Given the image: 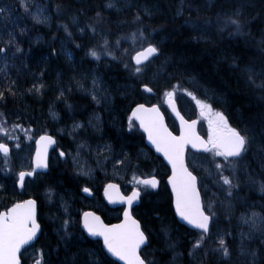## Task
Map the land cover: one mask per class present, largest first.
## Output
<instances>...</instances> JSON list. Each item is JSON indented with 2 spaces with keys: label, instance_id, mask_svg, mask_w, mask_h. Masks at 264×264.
I'll list each match as a JSON object with an SVG mask.
<instances>
[{
  "label": "rangeland",
  "instance_id": "obj_1",
  "mask_svg": "<svg viewBox=\"0 0 264 264\" xmlns=\"http://www.w3.org/2000/svg\"><path fill=\"white\" fill-rule=\"evenodd\" d=\"M5 1L6 0H0V7L9 9L7 13V19L3 18V14H0V46H5V41L8 39L7 34L11 32L15 36V45L18 46L21 51L15 52L14 46L7 53V59H4L3 54H0V78L4 74H9L12 68L17 67L22 55H25L27 53V49L25 46L26 43L39 44L44 40V36H41L38 33V27L35 28V26L51 27L52 24V15L50 14V9L48 7L49 0H44L45 2L42 0H25L29 9L28 12H25L24 8L20 6L19 0H10V4L6 3ZM113 1L115 5L118 6L124 3L126 5L133 4L137 6H140L142 4L139 0ZM16 4L17 8L15 6ZM18 8L21 12L28 13V16H31L32 18L39 15L41 19H47L44 23H36L35 20H31L33 25L26 23V28H28L27 31H24L22 29L18 30L16 25L18 21L24 22V18L20 16V13H16L15 9ZM69 16L70 24H72L77 29V31L83 29L73 15L70 14ZM29 20L30 19H28V21ZM100 36L105 39V36H103L102 32H100ZM130 42L133 47V42L131 40ZM63 47L65 49L61 50V54L59 56L60 60H56L58 61V63H61V65L64 64V66L62 65L63 70L60 71L58 73V76L56 77L55 75L58 71H56L55 69L50 76L51 80H49V83H44L43 87L39 88V94L37 95V98L41 99V102H44L46 106L47 104L48 106H52L50 116L54 118L53 123H56V121L61 120L62 118L60 113L57 111L58 106L63 103L61 100L62 95L69 97L71 95L73 96L74 92H76L85 99L91 100L92 103L95 104V106H104L106 102L110 104L115 103L117 97L125 96V92H127L128 97L134 96L130 94L131 92L129 91L135 87L138 88L136 84L140 78L136 79L135 77L136 84L129 82V84L126 85L125 79L123 77H118V75L102 76V72H99V68L95 63H100L103 60H106L108 62L109 59H107L104 54H100V59L97 60L88 54L89 50H83V57L89 62L90 66L88 64L84 67H80L78 62L81 61L79 60L78 55H72V58H68L67 55L69 51L67 50V44L64 43ZM14 52L15 55L12 54ZM72 52L81 53L82 50L79 48H74L72 49ZM176 70L177 67L174 63H170L163 56H160L159 59H154V63L149 64V66L144 70L143 73L136 75L141 77L145 76L147 80L145 83L144 78H142L143 80L139 81L138 84H150L154 85L155 88L165 87V89L160 92V99L158 101L154 99V101H157L159 104H167L164 94L169 91H174V97L185 112L186 116H188L189 118H199V120H202L200 121L201 131L203 134L207 135V121L201 118L200 111L196 105L195 100H193L191 96L187 94V92H191L198 98L207 101L211 95L201 86H194L192 81L189 80L186 75H183L182 73H175ZM55 77L57 80L55 79ZM93 80L97 81V85L95 87L93 85ZM163 84L165 85L161 86ZM93 94H95L99 98V102L92 99ZM138 95L139 96H134V98L138 100H152L151 98H148L145 92L141 94L138 92ZM80 101L81 99H79V101L77 102ZM208 102L210 103V101ZM68 106L69 102L66 101L64 107ZM78 106L79 105H77V109ZM76 115L77 112H75V116ZM6 121L7 123L5 125L9 124L10 121H16V119L9 120L6 118ZM75 125H82V127L74 128ZM104 127L105 125L101 112L95 113L91 117V119H89L88 124L81 122L73 124L70 130L67 132L63 128L58 130L59 133L63 134L65 137H68L69 141H66V143L68 146H71L72 149L68 151V155L70 157V159L68 160H63L60 154H57L56 157H53L51 168L54 171L57 170V172H54V174H57L59 178L65 177L66 168L61 167L62 165H70L75 171L76 176L80 177V179L86 184L82 186L81 190L77 192V194L60 192L56 193L55 196L52 197V199H50V196H48L46 200L44 199V197L46 196L43 195L41 197V199L46 202V206L48 208H52L51 210H54V207L58 206L61 212L65 214V218L63 222H60L61 226H58L54 229L55 214L49 216L50 223L53 224L52 229L50 232H42V237L40 238L38 243L35 244V246L30 250L23 253L22 258L26 262V264H38V262L41 261V258L43 264H90V261L92 259H98L99 252L86 249L84 246V241L81 242L79 240H71V234L69 233L71 227V217H74L77 213H79L82 208V206L79 207L77 204L81 202L82 205H95L103 213H106L107 215H109V217L114 219H119L121 212L119 210L109 209L106 206L105 202L101 199L95 198L93 200H89L85 196H82L83 188H93L94 193L97 194L100 193L101 189L104 188L109 180L122 179L123 187L130 192L135 186H137V184L132 179L133 175H135L137 178H145L157 175L158 171L163 170L164 172L163 168L165 167L163 162L158 157L154 156L149 149H146L140 144V146L136 144L132 145L137 148L134 149L133 152H131L128 147H119L114 144L111 138V132H108L109 129L107 128V126L105 127V129ZM32 129L38 131L45 130L37 129L32 126L30 128L28 127L27 130L26 128L18 126V132L21 135L30 133ZM46 130L52 129L46 128ZM132 130L130 131V133H133L134 130ZM0 136L2 137L3 133H0ZM26 138L27 143L25 142L24 137L23 144L30 145L29 136H26ZM81 144H85L86 146L84 148H80L79 146ZM106 144L111 145V153L103 150L104 145ZM98 150L102 153L101 155L97 154ZM77 152H79L78 156ZM122 152L127 153L129 159L125 161V164L114 165V161L117 157L121 156ZM17 154H22V159L16 157ZM30 154L31 150L27 147L16 146L13 148V151L10 154V158L8 157L7 159H13L16 162L18 168H27L30 164ZM138 157L144 158V166L137 163ZM74 158L79 161L80 165L85 166L84 170L89 172L88 175L77 174L78 164L74 163ZM189 158L191 159V162L193 161V159L196 160V166L194 169H196L200 174V184L202 192L204 194L203 197L205 196V204H207V202L211 199L214 203L216 201L215 206L216 204H218L219 206L226 205L227 202H229V200L235 195V192L240 190L241 183L247 186L248 189H252L254 191V194L252 193V195H254L255 197H259V201L254 200V202L249 203L246 200L242 201L240 196H238V200L240 201V203L242 202L241 205L244 209L239 215L240 219L237 230L235 228V232L232 234L233 238L230 244H227L230 256L227 258L223 256L222 257L232 260V264H264V201L261 200L264 197V191H261L260 187V185L264 183V160L261 159L260 154L257 155L256 152L250 150L246 154L245 158L236 165L235 174H238V177H241V180L233 177V182L238 183L239 186L238 188L233 190V195L231 197H226L224 191L219 187V185L217 187H219L221 192L216 191L213 187V183H216V176L214 166H212L213 164L211 163V155H191ZM0 159L2 160V163L4 165L5 158L2 154H0ZM11 165L12 163H10L9 165L10 169L12 168ZM28 170H31V167ZM20 171H22V169L10 174L11 176H15L12 181L14 188L15 186H17L18 173ZM210 172L211 174H209ZM230 173L231 171H226L225 175H229ZM52 175L48 174L47 176L37 178L36 180H29L26 184V190L32 192L37 189H42L38 192L41 193L42 191H45V195H50V190L48 188L49 184L50 182H52V180L55 181L51 178ZM164 193L165 190L163 189L162 193L157 194L160 195L158 202L163 200L162 195L167 194ZM67 195H69L70 197H68ZM152 198L154 197L152 195H149L147 200H151ZM221 201H224V204H221ZM47 207H45V214L47 211H49ZM253 213H256L255 221L257 227H252L250 223H244V221L241 219V217H246L249 219V221H251L253 219ZM66 220L69 221L67 225V234H65L64 224ZM171 223V221L167 222L163 225L162 229L157 227L156 229L154 228L155 230L153 228L151 229V233L155 234L158 237L157 243L158 241L162 240L161 242L164 245L162 248H159L158 246H154L151 249L148 248L149 250L147 249L144 254H147V252H160L162 253V255H167L168 253L172 252L170 239L171 235H173L174 233L176 234L173 236H177V238H179L180 240L185 237L196 240L197 232H184L180 228H174V224ZM214 223L215 224L212 227V236L210 238V241L213 242L214 248H216L218 247L216 243L217 235H223L226 239V242L229 235L219 227L218 223H216L215 221ZM54 232L56 233V241L58 243L57 245L54 243V239L52 236ZM189 233H191V235L193 236H191ZM52 249L54 252H52ZM253 253H255V255H253ZM92 254H95V256H93ZM219 255L220 254H217L218 257ZM156 258H158L159 260L161 259L160 256H157ZM167 259L173 262L175 261L176 257L173 255L171 257H168ZM164 264H168V262Z\"/></svg>",
  "mask_w": 264,
  "mask_h": 264
},
{
  "label": "trees",
  "instance_id": "obj_2",
  "mask_svg": "<svg viewBox=\"0 0 264 264\" xmlns=\"http://www.w3.org/2000/svg\"><path fill=\"white\" fill-rule=\"evenodd\" d=\"M147 2L157 5L159 9H165V12H159V17L156 18L147 19L146 17H141L140 22L134 23V16L137 13V9L133 14H130L131 16L129 15L128 17H122L117 22L114 20V13L106 10L104 11L102 8H98L97 0H51L50 8L51 12L53 13V19L55 23L54 30L49 36L48 42L49 47L55 48L52 49L50 53H48L47 59L44 54H41V52L35 54L28 68L23 67V69L14 72L10 75L9 78L2 81V83L0 84V92H4L5 94L10 93V97L5 102L0 103V113L8 116L6 118L9 120L14 118L16 120L20 119L19 122L16 123V125H18L19 127L30 128L32 126L39 129L42 126V121L45 120V117L42 115L43 113H45L46 109L45 103L41 102V99L37 98V95L39 94V91H37V89H39L40 86L44 83H49V80H51L50 76L52 75L53 70L57 69L53 67L51 74L48 76L45 75L46 72L44 71V69H46V67L50 63H52V61L60 60L58 57L59 54L56 51L59 47L57 38L60 37L62 38V42L67 44V50L69 51L67 55L68 58H72L74 56V53L72 52V49L74 48H79L82 51L87 49H96L105 54L103 45L105 39H107L108 48L111 51L112 55L105 54L107 59H109L108 63L106 60H103L102 62H97L95 64H97L99 68L103 69L104 67L111 64L115 66L117 62L120 64L122 61L121 58L126 57V64H128L129 66L120 70H117L115 67H111L108 70L106 69L109 73L107 76L118 75V77H123L130 83L135 84L137 78H140L138 82L143 80L142 78H144L146 83L147 80L145 76L141 77L134 74L133 70L135 68V64L131 59L134 54V50L130 40L121 39V37L128 36L130 34L128 31H136L139 27L144 30L145 36L148 37L149 41L160 49V56H164L165 53L169 51V48L172 49L174 55L175 51L177 50L178 36L180 34V32L177 31V24L179 22L182 23V21L187 20L185 18L177 19L172 16L171 10L175 6L173 0H147ZM238 3L240 4L239 6L242 10V16L240 17V19L246 24L245 33L243 35H237L238 38L235 39L233 43L239 48L231 47L230 45L233 44L230 43L228 39V41L226 40L225 42L229 43L230 50L214 49L212 48L211 44H198L196 43L195 39L192 41V36H189L187 40H191V42L196 44H193L194 46H196L195 59L198 60H196V62H199V65H205V67H207L208 69H205L204 67L195 69L192 68L193 65L191 66V68L195 70V73L203 76L206 73H212L220 84L222 83L223 85H226L223 89V95L225 96V98H228L230 100L232 99L231 102L237 105L234 113L220 107L221 102L218 96L214 99L213 102L210 103L215 110L221 111L226 115L229 123L232 126L240 128L242 130L247 128L254 131L257 136V143H259L261 140V134L264 133V91L249 84L248 73L246 71L248 69H251L253 72L255 71L264 74V43H262L264 42V0H232L231 2H225L224 0H187L186 7H188L190 10H193L194 8L199 9L205 6H211L213 10H217V14H220L219 18L223 21L227 18L228 15H231L234 12H232V10ZM58 5L59 9L57 8ZM97 13L100 14L99 17H97ZM70 14L76 18L77 22H79V25L83 29H88L93 32L92 28L89 26H94L95 32L93 33H95L96 35H93L88 40L84 41L79 39L77 36V29L72 24H70ZM203 20L208 21L212 24L218 22V20L216 19L210 21L208 18L205 19V17L203 18ZM65 26H67V32L65 31ZM100 32L103 33L105 39L100 36ZM160 36L164 37L166 40H163V42H161L159 40ZM118 39L120 40L119 45L116 44V41ZM164 41L166 42L167 49H163ZM217 42L221 43L224 42V40H217ZM64 43H61L60 45V47L63 49H65L63 47ZM77 45H79V47ZM229 46L225 47L228 48ZM139 47L140 44L137 43L135 48ZM40 49H42L41 46ZM125 49H128L127 54H125ZM253 49L256 50V55H252ZM226 55L229 56L230 61L229 63L225 64L221 62V60L225 58ZM112 56H115L116 58L113 59ZM181 58L183 59V57ZM184 67L188 69L186 64L184 65ZM13 71H15V69ZM58 73L59 72H57V74L55 75L56 77L58 76ZM254 78L257 85H259L262 80H264V77L258 78L254 76ZM138 82L136 85L141 94L143 93L141 91L143 84H138ZM248 88L251 92V95H248L249 93L246 90ZM8 89H11V91H8ZM244 98H251V101H253L252 103L250 102L251 104L249 105V103L243 102ZM157 99L159 100L160 97L157 96ZM73 103L74 105H81L80 102ZM12 112L18 113L17 115L13 116L10 115ZM239 119H243L244 122H246L244 127H241ZM109 122V117L105 116V127ZM4 127L6 129L8 128L5 125ZM107 128L109 127L107 126ZM120 128L125 134L133 136L134 141L126 144L125 141L118 138L116 134L112 132L111 138L115 145L124 147L126 146L129 148V150H131V152H133L134 149H137L135 148V146H132L133 144H140L141 146H144L143 137L139 133L126 132L125 129H127L128 127L126 128L125 123H121ZM13 136L19 139L23 135L18 132ZM205 136L207 137L206 134ZM2 137L5 140H8V138L4 136V134ZM11 142L13 143L14 141L11 140ZM250 150L256 152L257 155L260 154L261 159L264 160V153L258 152V149L255 145ZM205 155L210 154L206 153ZM62 167L66 168V172L64 171L66 175L63 178H59L57 174H54V172L57 171L51 170V172L49 173L50 175L53 174L51 178L55 180H52L53 183L48 181L50 182L48 187L50 190V195H45V191L39 193L38 189L33 192V195H15L12 191H10L11 188L8 185L9 182L7 180V177L1 178L0 210L7 209L8 206L19 201V198L33 197L40 203L39 220L42 223L41 225L43 228V232H50L53 224L50 223L49 216L55 214L54 210L59 211V207L55 206L54 210H51L52 208H48L46 206V202H44L41 197L43 195L46 196L44 197V199L46 200L48 196H50V199H52V197L55 196L56 193L60 192L77 193L84 185V183L79 180L70 183L66 178H72V171L67 165H62ZM1 171L2 167L0 166V172ZM229 175L231 176L232 173H230ZM166 176L167 173H164L163 177H161L164 184ZM234 177H236L238 180H241V177H238V174H235ZM217 186V183H213V187L215 188V190L221 192V190ZM163 189L167 194L164 193L165 195H162L163 200H161L160 203L158 202L160 195L157 194L162 193ZM158 193H154L152 195L154 198H152L151 200H147L148 196L143 198L140 206L136 207L134 210V215L141 222L143 230L147 232L149 236V249L153 248L154 246H158L159 248L163 247L164 244L161 242L162 240L158 241L157 243L158 237L155 234L151 233V229H156V227L162 229L163 225L169 221L172 222L171 224H174V228H180L184 232H192L186 227L180 225L175 218L174 210L172 207V196L170 195L167 187L163 185L162 189ZM67 196L70 197L69 195ZM238 196H240L242 201L246 200L249 203L254 202V200L259 201V197H255L254 195H252L251 192L247 189V186L241 183L240 190L235 192V195L229 200L231 204L230 208L228 207L229 202H227V204L224 206H219L218 204H216L217 217L215 219V222L218 223L219 227L224 232L228 233L229 236L227 237V244H230L233 238L232 234L235 232V228L237 230L240 219L239 215L244 209L241 205L242 202L240 203V201L238 200ZM261 200L264 201V197ZM45 207H47V209L49 210L46 212L47 215L45 214ZM109 222L114 223L115 221L109 220ZM69 233L71 234V240L74 239L84 241L86 244L96 248L99 253L100 250L103 249L101 242L90 241L84 236L83 232L80 229L79 213L74 217H71V227ZM175 234L176 233H174L173 235ZM189 234L191 235V233ZM173 235H171L170 239L172 252L168 253L167 255H162V253L160 252L144 254L148 264H164L167 262L168 264H232L233 262L232 260L223 258L221 255H219L218 257V253H214L212 251L214 245L213 242L210 241V239L200 249L193 250L192 245L195 241L194 239L185 237L180 240L179 238H177V236L174 237ZM52 236L54 239V243L57 245L58 243L56 241V233L54 232V235ZM52 252H54L53 249ZM189 253L192 254L190 255ZM173 255L176 257V259L175 261L171 262L167 258ZM157 256H160L161 259L159 260L158 258H156Z\"/></svg>",
  "mask_w": 264,
  "mask_h": 264
},
{
  "label": "snow or ice",
  "instance_id": "obj_3",
  "mask_svg": "<svg viewBox=\"0 0 264 264\" xmlns=\"http://www.w3.org/2000/svg\"><path fill=\"white\" fill-rule=\"evenodd\" d=\"M20 6L28 12V6L25 0H19ZM108 7H112L111 4ZM59 9V5L57 6ZM9 9L0 7V14L3 18L7 19ZM147 14V10H146ZM97 13V17H99ZM241 7H237L231 15H228L223 21H218L220 31L229 30L230 35H243L245 33L246 24L242 22ZM33 19L36 23H44L47 18L41 19L39 15L34 16ZM141 16L136 15L134 23L140 22ZM95 32L94 26H89ZM67 32V26H65ZM83 31V30H81ZM8 39L5 41V46H0V54H3L4 59H7V53L15 46V52H20L21 49L15 45V36L9 32ZM121 39H128L133 42V50L135 55L131 57L135 62L134 74L139 75L149 66L154 63V59H159L160 49L152 44L148 37L145 36L144 30L137 28L135 32L130 33ZM139 43L140 47L135 48V44ZM264 43V42H262ZM120 44V40L116 41ZM79 47V45H77ZM104 53L112 55L108 48V41H104ZM126 53L128 49L124 50ZM15 52L12 53L15 55ZM94 59H100V53L96 49H90L89 53ZM115 59V56H112ZM125 64V67H128ZM238 67V66H237ZM235 70V69H234ZM248 82L250 85L257 87L264 91V80L257 85L254 78L255 73L248 69ZM264 75V74H262ZM94 87L97 81L93 80ZM40 87H43L41 85ZM11 91V89H8ZM39 91V89H37ZM143 91L151 93L152 88L144 85ZM193 100H195L197 107L200 111V116L203 120L207 121L208 133L207 138L201 137L196 131L197 121H186L179 112L176 110L173 100L174 91L166 92L165 98L176 112L180 120V134L173 135L168 130L164 123V117L160 112L158 106L145 107L144 104H139L132 111L129 118V131L135 126L134 122L139 123V127L147 134V139L150 144L155 148V151L160 153L171 166V175L168 178V184L171 186V192L174 197L175 214L179 219L192 228L198 230L197 238L192 247L193 250L200 249L212 236V227L217 217L215 203L210 199L205 204L200 195V190L197 186L198 178L189 170V164L186 163V152L191 146L198 152L208 153L212 157L211 163L215 169L216 183L224 191L226 197L233 195V190L238 188V183L233 182L235 176L236 165L245 158L249 150L255 145L259 152L264 153V133L261 134V140L257 143V136L254 131L247 128L240 129L232 126L226 115L213 108L212 104L207 100H202L191 92H187ZM4 98V92H0V99ZM92 99L99 102V98L93 94ZM0 133H3L8 139H13L9 135L8 130L4 127L7 123L6 117L0 113ZM18 127L12 125L13 130ZM82 127V125H75L74 128ZM18 139V138H17ZM37 143L36 158L34 162V169L32 171H20L18 173V181L20 188L25 186V178L35 175V169H47V145L55 143L50 136H41ZM19 145L17 144V147ZM86 145L81 144L79 147L84 148ZM104 151L111 153V145H104ZM0 153L3 154L4 164L7 165L10 149L6 143L0 142ZM98 155L102 153L98 150ZM60 155L63 157L64 152ZM79 152H77V156ZM107 158V157H106ZM219 158V159H217ZM129 159L127 153H121L114 161L115 164H125ZM74 163L78 164L77 174L88 175L89 172L84 170V165H80L79 161L74 158ZM192 167L195 168L196 160L193 159ZM207 171V169H206ZM226 171H231L232 175H225ZM211 174V172L209 173ZM133 181L139 186L135 188L131 195L123 196L118 195L117 198L109 196V202L113 204L127 205L123 211V220L120 223L106 225L98 216L92 213H85L83 220V227L90 237H99L103 241V249L100 250L99 258L92 259L90 264H116V261L122 264H146L142 259L140 250L142 246H147L149 238L145 231L142 229L140 222L132 215L131 209L134 202L138 201L141 192H146L149 189H156L160 181L155 176L147 178H137L135 175L132 177ZM222 182V183H221ZM261 191H264V183L260 185ZM107 189H115L118 192V186L115 184H108ZM105 190V195L108 196V191ZM85 193H90L87 187L83 188ZM224 204V201H221ZM228 207H231L229 202ZM37 201L35 199H28L14 204L6 211L0 213V264H21V249L25 245H31V242L37 238V233L40 231V225L37 223ZM256 213H253V219L249 221L246 217H241L244 223H250L252 227H257L255 221ZM69 221H65V234H67V225ZM216 243L218 247L213 248L214 253L227 258L230 256L229 248L226 239L223 235H217ZM190 255L192 253H189ZM95 256V254H92ZM255 255V253H253ZM114 257L115 261L109 259ZM38 264H43L42 258Z\"/></svg>",
  "mask_w": 264,
  "mask_h": 264
},
{
  "label": "bare ground",
  "instance_id": "obj_4",
  "mask_svg": "<svg viewBox=\"0 0 264 264\" xmlns=\"http://www.w3.org/2000/svg\"><path fill=\"white\" fill-rule=\"evenodd\" d=\"M42 1H44V0H42ZM142 1L140 0V2L142 3L140 6L133 5V4L126 5L125 3L118 6V5H115L113 0H97V5H98L99 9L102 8L104 11L106 10V11H109L111 13H114V15H115L114 20L117 22L122 17H128L130 14H133L136 9H137V13L135 14L134 17H136V15L139 14L141 17H146L147 19L159 17V14H160L159 12H161V13L165 12V9H161V8L159 9L157 5H154L152 3H148L147 0H145L143 2ZM166 1H169V0H166ZM173 1L175 3V6L171 10L172 16L174 18H177V19L185 18L187 20H184V21H182V23L179 22L177 24V31L180 32V34L178 36V42H177L178 46H177V50L175 51V54L173 55L172 49L169 48V51H167L163 57L167 61H169L170 63H174L176 65L177 70L175 73H179V74L182 73L183 75H186L188 77V79L192 81L194 86L199 85L202 88H204L205 90H207L208 93L211 95L210 98L208 99V101L213 102L214 99L217 98V96H218L220 99V102H221L220 107L234 113L235 109L237 108V105H235L234 103L231 102L232 99L230 100L228 98H225V96L223 95V89L225 88L226 85H223L222 83L220 84L217 81L216 77L213 76L212 73H206L203 76V75H200L198 73H195V70L192 69V68L200 69L203 67L205 69H208V68L205 67V65H199V62L198 63L196 62V60H197V59H195L196 46H194L196 44L191 42V40H187V38H189V36H192V38H193V39L191 38L192 41L195 39L196 43H198V44H208V45L211 44L212 48H214V49L230 50V46L235 47V48H239L237 45L233 44L234 40L238 38L237 35H230L229 30H225L223 32L220 31L219 26H218V22H216L215 24H212L208 21L203 20V18L205 17V19L208 18L210 21L215 20V19L218 21H222V19L219 18L220 14H217L218 13L217 10H213V8L211 6H205L203 8H199V9L194 8L193 10H190L188 7H186V1L187 0H173ZM224 1L225 2H231L232 0H224ZM5 2L8 4L11 3L10 0H6ZM50 4H51V0H49V3H48V7L50 9V14L52 15L51 27L35 26V28L38 27V33L41 36H44V40L42 42H40L39 44L26 43L25 46L27 49V53L25 55L24 54L22 55L17 67L11 69V72L14 69H15V71H13L12 73L10 72L9 74H13L16 71L23 69V67L28 68V66L30 65V63L32 61L33 56L39 52H41V54H44V56H46V59H47L48 53H50L51 50L55 48V47H49V42H48V38L54 30V23H55L54 19H53V13L51 12ZM109 4L112 5V7H110V9L108 7ZM239 5H240L239 3L236 4L234 6V9L232 10V12L237 7H240ZM15 6L17 8V4ZM15 10H16L17 14L20 13V16L24 18V22L18 21V23L16 24L17 29L18 30L22 29L24 31H27L28 28H26V26H27L26 23L33 25L32 21H34V19L31 16H28V13L21 12L19 8L15 9ZM146 10H147V14H146ZM28 19H30V20L28 21ZM117 22H116V24H117ZM81 30H83V31H81ZM81 30L78 31L77 36L79 39H81L83 41L88 40L93 35H96L95 33L91 32L88 29H81ZM128 32L132 33L135 31H132V32L128 31ZM228 39H229V42L232 43L233 45L229 46V43L225 42L226 40L228 41ZM159 40L161 42H163V40H166V39L164 37L160 36ZM217 40H224V42L219 43V42H217ZM57 42L59 43V47L56 51L59 54L60 50L61 49L63 50V48L60 47L61 43H63L62 38L61 37L57 38ZM40 46L42 49H40ZM225 46H229V47L227 48ZM163 49H167L165 41L163 43ZM256 54H257L256 50L253 49L252 55H256ZM83 55H84V51H82L81 53L78 52V58L81 61V62H78L80 67H82V66L84 67L85 65L89 64V62L83 57ZM181 57H183V59ZM121 60H122L121 63L119 64L117 62L115 66H113L111 64V65L104 67L103 69L98 67L99 72H102L101 73L102 76H107L109 74L107 72V70L111 67H115L117 70L125 68V64L127 63V58L123 57V58H121ZM229 61H230V58L227 55L225 58H223L221 60V62H223L225 64L229 63ZM52 63H50L46 67V69H44V71L46 72V74H45L46 76L51 74L53 67L57 68L56 71H58V72L63 70L60 68L62 67V65L64 66V64L61 65V63H58V61H52ZM185 64L189 70L184 67ZM89 66H90V64H89ZM191 66H192V68H191ZM246 72L248 73V71H246ZM262 74L263 73L255 72V76L258 78L264 77V75H262ZM4 75H8V74H4ZM3 76L0 78V84L2 83ZM125 83H126V85H128L129 81L127 79H125ZM164 85L165 84H163L161 86H164ZM147 86L153 89V91L151 93L143 91L144 85L142 86L141 91L145 92L148 97H149V94H156V93L161 92L165 89V87H156L155 88L154 85H150V84H148ZM137 89L138 88L135 87L132 90H130L129 91V92H131L130 94H132L134 96H139L138 95L139 90H137ZM246 90L249 93L248 95H251L249 88ZM124 95L125 96L117 97L115 103L110 104V103L106 102L103 106L104 111H103L102 115L104 118H105V116H108L110 119V122L107 123V126L109 127L108 132L109 133L114 132L118 138L125 141L126 144H129V143L134 141L133 136L127 135L124 132H122L120 127H121V123L122 124L125 123L126 128L128 127L127 129H125L126 132L130 133V131H129V118H130V116L126 112L128 111V109L130 108L131 105L137 103L139 100L134 98V96L128 97L127 92H125ZM9 97H10V93H7V94L4 93V98L0 99V103L5 102L6 100L9 99ZM81 98H84V97H82L80 94H77L76 92H74V95L70 99H73V101H75V100L81 99ZM81 100H82L81 105H80L81 107L77 110V115L72 120L65 119L64 120L65 124H74L78 120H79V123L81 122V123L88 124V122H89L88 109L90 111H93V105H92L90 100L89 101L86 99H81ZM252 101H251V98H244L243 99V102L249 103V105L252 103ZM139 104H144L146 107H151V106L157 105L154 102L148 103L145 101H143ZM45 109H46V111L42 115L45 117V120L42 121L43 127L41 126L39 129H46V128L54 129V128H56V123L52 122V119H51L50 115L48 114L49 107L45 106ZM17 113L12 112L10 115L15 116V115H17ZM179 113L183 117L186 116L185 112L183 111V109L181 107L179 108ZM63 114H65V116L67 117L66 108L64 109ZM164 116H165L167 123L169 124V127H170V125L176 126V120L174 119V117H175L174 115L171 114V115L166 116L164 113ZM4 117H8V116H6L4 114ZM85 117H86V119H84ZM14 119H12V120H14ZM239 120H240L241 127H244L246 122H244L243 119H239ZM0 122H2V118H0ZM14 124L16 125V121H10L9 125H5L9 128V135H11L13 137V139L5 140L3 137L0 136V142L6 143L8 145V147L10 149V154L13 151V148L17 146V144L19 146H25L28 149H30L31 150V154L29 155L30 164L27 168H22V167L18 168L16 162L13 159H9L7 165H5V164L3 165V163L1 162L2 160L0 159V166L2 167V171L0 172V181H1V178L7 177V180L9 182L8 185L11 188L10 191H12L15 195H33L34 191L29 192L26 190V184L29 181V179L25 178L24 188H20L18 183H17V186H15V188H14L12 181H13V178L15 176H11L10 174H12L13 172H16L17 170H21V169H22V171L27 172V170L33 165L34 158L36 156V151H37V143L36 142L39 140V138L41 136H45V133H43V131H38V130L32 129L30 133L23 134V136L21 138L17 139V137L13 136V135L18 133V131H17L18 127H16L15 130H13V128H12V125H14ZM134 125L137 126L136 122H134ZM70 128L66 127L63 129L66 130V132H67L70 130ZM104 129H105V127H104ZM170 129H172V128L170 127ZM110 130H112V131H110ZM133 132L135 133V131H133ZM26 136H29V138H30V140H29L30 145H24L23 144V138L24 137H25V142L27 143ZM46 136H50L55 141V143H53L54 147H53L52 151L50 152V154H52L54 152L55 145L59 146L60 148L65 147L67 149V152H66L67 154H68V151H70L72 149V147L68 146L66 143V141H69L68 137L67 136L65 137L63 134L59 133L58 131H52V132L46 134ZM11 140H13L14 142L12 143ZM31 142H32V145H31ZM46 147L48 150L49 149L48 145ZM119 147H123V146H119ZM0 154H2V153H0ZM21 155L22 154H17L16 157H19L22 159ZM9 158H10V155H9ZM143 159L144 158L138 157L137 163H142L145 165V162ZM10 163H12L11 169L9 166ZM68 167L70 170H72V167L70 165ZM61 168H63V167H61ZM193 170H196V169H193ZM49 173L50 172L35 173V175H33L32 180H36L37 178L47 176ZM195 174L197 176L199 175V173L197 171L195 172ZM71 176H72L71 179L68 177L66 178V179H68V181L70 183L77 181V180L83 182L80 179V177L76 176L75 172H72ZM39 190H41V189H38V191ZM248 190L251 192V194L252 193L254 194V191L252 189L251 190L248 189ZM75 194H77V193H75ZM99 240L102 241L101 239H99ZM84 246L88 250L97 251L96 248H94L93 246H90L86 243ZM109 259H111V258L109 257Z\"/></svg>",
  "mask_w": 264,
  "mask_h": 264
},
{
  "label": "water",
  "instance_id": "obj_5",
  "mask_svg": "<svg viewBox=\"0 0 264 264\" xmlns=\"http://www.w3.org/2000/svg\"><path fill=\"white\" fill-rule=\"evenodd\" d=\"M154 59V58H153ZM134 61V60H133ZM135 63V62H134ZM174 103H175V107H176V110L179 112V106H178V104H177V102L176 101H174ZM154 106H157V105H154ZM146 107V106H145ZM159 107V106H158ZM169 107V106H168ZM136 108V106L133 108V110ZM132 110V111H133ZM132 111H131V113H132ZM169 111H170V113L172 114V115H174L175 117H174V119L176 120V122H177V125H178V128H179V134H180V120H179V118L177 117V115H176V112H173V110H172V108L171 107H169ZM160 112L162 113V115H163V117H164V123H165V125L167 126V128H168V130L169 131H171L172 132V130L168 127V125H167V121H166V119H165V116H164V114H163V112L160 110ZM131 113H130V116H131ZM180 114V113H179ZM181 116V115H180ZM183 117V116H182ZM186 121H188V122H191V121H193V120H191V121H189L188 119H186L185 117H183ZM195 121H197V120H195ZM136 124L138 125V127H139V123L138 122H136ZM139 129H140V131L144 134V136H145V143H146V146L148 147V148H150L153 152H154V154L155 155H157V156H159L162 160H163V162L170 168V175H171V166L170 165H168V163H167V161L164 159V157L160 154V153H158V152H156L155 151V148L150 144V142L148 141V139H147V134L139 127ZM196 131H197V133L201 136V137H203L200 133H199V122L197 121V125H196ZM173 133V135H179V134H175L174 132H172ZM204 138V137H203ZM48 147H49V149L47 150V162H48V168H49V155H50V152L52 151V149H53V147H54V145L53 144H50V145H48ZM189 150H191L192 152H195V153H202V152H198V151H196L195 149H192L191 148V146H189V148H188V150H187V152H186V163H187V153H188V151ZM35 158H36V156H35ZM35 158H34V162H35ZM33 168H34V163H33ZM48 168L47 169H35V173H47L48 172ZM189 170H190V168H189ZM191 171V170H190ZM194 174V173H193ZM169 175V176H170ZM195 175V174H194ZM157 178V177H156ZM169 178V177H168ZM198 178V177H197ZM158 179V178H157ZM159 180V179H158ZM167 181H168V179H167ZM110 184H113V183H110ZM167 184H168V182H167ZM116 185V184H115ZM118 186V192H117V190H115V189H107V187L105 188V190L107 189V191H108V196H106L105 195V191H104V197H105V200H106V203L108 204V206L110 207V208H113V209H117V208H126L127 207V205H124V204H119V203H117V204H113V203H110L109 202V196H111L112 198H117L118 197V195H123V196H126V195H124L123 193H122V191H121V189H120V187H119V185H117ZM168 186H169V188H170V192H171V186L168 184ZM197 186H198V188H199V181H198V184H197ZM159 187H160V183H159V186H158V188H156V189H153V190H155V191H157L158 189H159ZM200 190V189H199ZM171 194H172V192H171ZM131 195V194H130ZM200 195H201V192H200ZM86 196H88V195H86ZM128 196V195H127ZM201 199H202V201H203V197H202V195H201ZM28 200V199H27ZM19 203V202H18ZM140 203H141V196H140V199L138 200V201H136V202H134V204H133V206H132V209H131V212H132V215H133V217L135 218V219H137L135 216H134V213H133V211H134V209L137 207V206H139L140 205ZM172 206H173V210H174V215H175V217H176V219H177V221H178V223L180 224V225H182V226H184V227H186V228H188V229H190V230H192V231H198V230H196V229H194V228H192L190 225H188V224H186L185 222H183V221H181L180 219H179V217L175 214V209H174V197H173V195H172ZM85 213H92L94 216H98L99 218H100V221H102L104 224H106L105 223V221H104V219L100 216V215H98L97 213H95V212H93V211H88V212H85ZM84 213V214H85ZM37 214H38V203H37ZM84 214L82 215V223H81V227H82V229H83V231H84V234L89 238V239H91V240H94V241H96V240H99V239H101V238H99V237H96V238H93V237H90L89 235H88V233L86 232V230L84 229V227H83V220H84ZM36 218H37V216H36ZM123 220V212H122V214H121V220L119 221V222H116V223H120L121 221ZM138 220V219H137ZM139 221V220H138ZM140 222V221H139ZM37 223L39 224V222H38V220H37ZM116 223H113V224H116ZM141 224V223H140ZM40 225V224H39ZM106 225H111V224H106ZM141 227H142V225H141ZM40 234H41V227H40V231L37 233V238L35 239V240H33L32 242H31V245H33L34 243H36L37 242V240L39 239V237H40ZM147 235V234H146ZM102 240V239H101ZM102 242V244H103V241H101ZM31 245H25V247L24 248H22L21 249V253L23 252V250L25 249V248H27V247H29V246H31ZM149 246V242H148V244H147V246H142V248H141V250H140V254H141V257H142V259H144V257H143V255H142V252H143V250L145 249V248H147ZM110 257V256H109ZM112 260H114L115 261V258L114 257H110ZM145 260V259H144ZM146 261V260H145ZM117 263H119V264H122V262H120V261H116ZM21 264H22V261H21ZM146 264H147V262H146Z\"/></svg>",
  "mask_w": 264,
  "mask_h": 264
},
{
  "label": "flooded vegetation",
  "instance_id": "obj_6",
  "mask_svg": "<svg viewBox=\"0 0 264 264\" xmlns=\"http://www.w3.org/2000/svg\"><path fill=\"white\" fill-rule=\"evenodd\" d=\"M72 96H70V97H67V98H62V102L63 103H61L59 106H58V112L60 113V115H61V120H60V122L58 123V125L56 126V128H58V126H59V128H70L71 127V125H73V124H65L64 123V120L65 119H70V120H72V119H74L75 118V112H77V110L80 108V106H78V109H77V105H74V103L73 102H75V103H78L77 101H79V99H77V100H75V101H73V99H70ZM81 99H85V98H81ZM87 100V99H86ZM69 102V106L68 107H64L65 106V102ZM89 101V100H88ZM91 101V100H90ZM80 102H82V100L80 101ZM91 103H92V101H91ZM71 104H72V107H71ZM92 105H93V111H90L89 109H88V116H89V119H91V117L95 114V113H103V106H95V104L94 103H92ZM66 108V111H67V117L65 116V114H63V111H64V109ZM84 119H86V117L84 118ZM103 122H104V125H106V123H105V118L103 117ZM76 123H79V120L76 122ZM76 123H74V124H76ZM59 130V129H58ZM61 152H64L65 153V155L62 157L61 155V158L63 159V160H68V159H70L69 158V156H68V154L66 153L67 152V149L64 147V148H60L59 147V150L57 151H55L54 150V152L52 153V157H51V160L53 161V157H56V155L57 154H60ZM117 180V182H119V183H122V179H116ZM91 189V191H92V193H91V196L90 197H88V199L89 200H93V199H95V198H98V199H101L102 200V197L99 195V193H97V194H95L94 193V191H93V188H90ZM125 191V190H124ZM142 195H151V191H150V189L148 190V191H146V192H142ZM83 196V195H82ZM79 207L80 206H82V208H87V210H95V211H97V212H100L101 214H103V215H106L105 213H103L98 207H96L95 205H82L81 204V202H79L78 204H77Z\"/></svg>",
  "mask_w": 264,
  "mask_h": 264
}]
</instances>
